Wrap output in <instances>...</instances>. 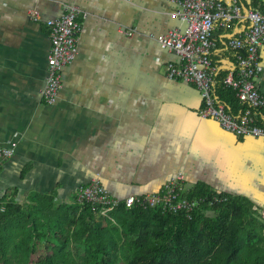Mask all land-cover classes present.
<instances>
[{"label": "crops", "instance_id": "obj_1", "mask_svg": "<svg viewBox=\"0 0 264 264\" xmlns=\"http://www.w3.org/2000/svg\"><path fill=\"white\" fill-rule=\"evenodd\" d=\"M65 5L86 17L76 59L64 67L51 105L40 96L50 49L44 21ZM33 9L40 22L29 19ZM174 10L170 0H0V143L21 140L17 154L0 164V202L41 195L70 204L94 176L124 200L157 193L181 173L191 188L264 210V143L201 119L197 89L167 77V65L181 61L155 37L182 27ZM248 26L239 21L215 31L211 60L222 75L236 66L228 41ZM260 54L264 93V47Z\"/></svg>", "mask_w": 264, "mask_h": 264}, {"label": "trees", "instance_id": "obj_2", "mask_svg": "<svg viewBox=\"0 0 264 264\" xmlns=\"http://www.w3.org/2000/svg\"><path fill=\"white\" fill-rule=\"evenodd\" d=\"M249 1L241 3L264 12V0ZM227 74H217L215 94L239 113L246 105L224 89ZM214 193L192 187L187 196ZM221 195L229 200L201 204L191 219L124 205L101 215L91 203L56 204L41 195L0 202V255L13 264H264V222L250 201Z\"/></svg>", "mask_w": 264, "mask_h": 264}, {"label": "built area", "instance_id": "obj_3", "mask_svg": "<svg viewBox=\"0 0 264 264\" xmlns=\"http://www.w3.org/2000/svg\"><path fill=\"white\" fill-rule=\"evenodd\" d=\"M175 5L171 12L182 27H174L167 34L155 37L162 49L176 54L180 65H167V77L174 82L193 85L203 101L200 116L203 120L215 121L221 129L236 137H250L264 143V93L257 85L261 70L260 49L264 47V12L245 11L241 0H170ZM33 22H40L41 16L35 9L28 12ZM81 10L74 5H65L63 13L44 21L50 42L47 57L45 83L40 91L43 101L56 104L62 87L63 69L77 56L82 31ZM247 21L249 26L242 36L230 39L228 48L233 53L236 66L223 81L224 89L232 91L237 101L246 107L240 115L227 110L215 94L218 67L211 60L216 48L215 31L226 33L235 22ZM129 36L132 31H128ZM20 139L0 143V164L17 154ZM191 187L184 174L177 173L163 182L157 193L130 196L124 200L113 197L94 176L85 187L76 189L74 202L78 205L91 203L99 207L101 215H107L124 205L127 209L158 207L163 213H184L191 219L193 211L201 204L215 205L227 202L228 196L218 193L210 196L189 198ZM264 222V210L253 206ZM264 236V231H263Z\"/></svg>", "mask_w": 264, "mask_h": 264}, {"label": "rangeland", "instance_id": "obj_4", "mask_svg": "<svg viewBox=\"0 0 264 264\" xmlns=\"http://www.w3.org/2000/svg\"><path fill=\"white\" fill-rule=\"evenodd\" d=\"M50 224H51L52 228L54 229L55 228V224L53 222H51ZM58 238H60V240L64 239L63 236L58 237ZM0 264H13V263L11 261H9V260H6V258L4 256L0 255ZM29 264H43V263L42 262H38V263L32 262V263H29Z\"/></svg>", "mask_w": 264, "mask_h": 264}, {"label": "water", "instance_id": "obj_5", "mask_svg": "<svg viewBox=\"0 0 264 264\" xmlns=\"http://www.w3.org/2000/svg\"><path fill=\"white\" fill-rule=\"evenodd\" d=\"M246 3L248 4V5H250L251 4V2L249 1V0H246ZM244 7H245V11L247 12L248 10H249V7L247 6V5H244ZM228 70H230V68H228ZM233 69H231V71H232Z\"/></svg>", "mask_w": 264, "mask_h": 264}]
</instances>
